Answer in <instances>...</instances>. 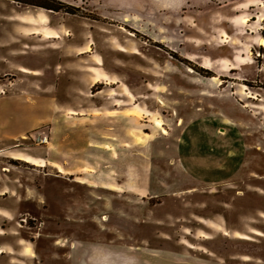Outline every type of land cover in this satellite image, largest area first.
Instances as JSON below:
<instances>
[{"label": "rangeland", "instance_id": "rangeland-1", "mask_svg": "<svg viewBox=\"0 0 264 264\" xmlns=\"http://www.w3.org/2000/svg\"><path fill=\"white\" fill-rule=\"evenodd\" d=\"M0 217V264H264V0H0Z\"/></svg>", "mask_w": 264, "mask_h": 264}, {"label": "crops", "instance_id": "crops-1", "mask_svg": "<svg viewBox=\"0 0 264 264\" xmlns=\"http://www.w3.org/2000/svg\"><path fill=\"white\" fill-rule=\"evenodd\" d=\"M27 141V140H26ZM49 146V145H48ZM21 148V147H20ZM19 149V148H18ZM18 160V159H17ZM15 160V161H17ZM18 161H21V160H18ZM27 164H29L30 162H26ZM4 220H7V219H4L3 217H0V224H3V223H6V221ZM8 222V221H7ZM4 234H8L6 233L5 231H2ZM10 234V233H9ZM7 241H9L10 243V246H6L7 245ZM18 241H20V238H17L16 236L14 235H10V237H8L7 235H3L0 233V256L3 255L2 252H4V254L8 255V251H11L13 253H15L16 249L13 248V244L12 243H18ZM8 250V251H7Z\"/></svg>", "mask_w": 264, "mask_h": 264}, {"label": "built area", "instance_id": "built-area-1", "mask_svg": "<svg viewBox=\"0 0 264 264\" xmlns=\"http://www.w3.org/2000/svg\"><path fill=\"white\" fill-rule=\"evenodd\" d=\"M27 141L30 142L32 145L36 146H47L49 144V139L45 136H35L31 135L27 138ZM23 223H27V221H22Z\"/></svg>", "mask_w": 264, "mask_h": 264}, {"label": "trees", "instance_id": "trees-1", "mask_svg": "<svg viewBox=\"0 0 264 264\" xmlns=\"http://www.w3.org/2000/svg\"><path fill=\"white\" fill-rule=\"evenodd\" d=\"M32 6H35V5H32ZM35 7H39V6H35ZM39 8L46 10V11L58 12L57 9H54L53 7H51L49 5H42Z\"/></svg>", "mask_w": 264, "mask_h": 264}, {"label": "bare ground", "instance_id": "bare-ground-1", "mask_svg": "<svg viewBox=\"0 0 264 264\" xmlns=\"http://www.w3.org/2000/svg\"><path fill=\"white\" fill-rule=\"evenodd\" d=\"M244 25H246L245 23H244ZM110 118L112 117V116H109ZM154 126L156 127V128H158V129H161L162 128V125L159 123V122H155L154 123ZM30 165H34L33 163H29Z\"/></svg>", "mask_w": 264, "mask_h": 264}]
</instances>
